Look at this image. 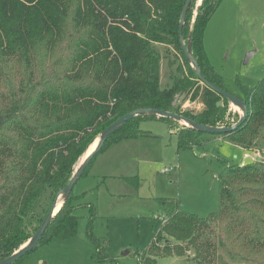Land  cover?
Masks as SVG:
<instances>
[{
	"label": "trees",
	"instance_id": "obj_1",
	"mask_svg": "<svg viewBox=\"0 0 264 264\" xmlns=\"http://www.w3.org/2000/svg\"><path fill=\"white\" fill-rule=\"evenodd\" d=\"M186 1L0 0V259L11 256L36 233L86 146L122 116L155 109L210 127L235 124L229 123L223 104L229 101L202 85L184 57L178 26ZM194 3L185 14L184 45L201 75L223 89L202 43L216 4L202 0L190 27ZM157 44L182 54L188 75L197 79L195 86L173 76L171 86L160 90ZM187 87L190 100L199 99L203 106L198 113L182 112L174 105L176 95ZM238 98L247 106L244 123L231 132L210 135L249 151L264 129V79L251 89L241 87ZM147 120L165 122L176 136L178 151L200 144L204 135L176 126L172 119L140 115L111 134L99 153L144 136L139 124ZM222 165L218 211L200 218L177 204L167 208L155 238L136 256L137 264L190 252L195 264H212L216 246L232 260L264 264V160ZM73 201L71 192L39 247L52 239L75 237V213L87 207V235L96 247L93 258L105 261L102 244L91 234L94 206L77 208ZM216 262L223 264L219 258Z\"/></svg>",
	"mask_w": 264,
	"mask_h": 264
},
{
	"label": "rangeland",
	"instance_id": "obj_2",
	"mask_svg": "<svg viewBox=\"0 0 264 264\" xmlns=\"http://www.w3.org/2000/svg\"><path fill=\"white\" fill-rule=\"evenodd\" d=\"M210 1L216 4V10L204 31V53L221 76L223 89L239 97L241 87L251 89L264 79V0ZM201 2L196 1L192 7L190 27ZM154 48L161 58L160 90L171 86L173 76L195 86L197 79L188 75L179 51L164 44ZM188 89L176 95L174 105L180 106L182 112L198 113L203 106L199 99L190 100ZM223 104L229 123L238 122L241 109L230 102ZM175 125L187 126L181 121ZM139 131L145 135L109 146L99 153L72 190L77 208L84 205L95 208L91 234L102 244L100 254L106 260L98 262L93 258L96 247L87 235L90 210L84 207L75 213L78 217L75 237L52 239L29 252L18 264H137L136 256L155 238L161 221L167 217V208L177 204L181 211L200 218L218 211L217 177L223 168L222 162L241 164L244 150L228 143L224 137L204 133L200 144L178 151L175 134L162 121H142ZM100 135L86 146L74 171L95 149ZM253 151L264 152V129L248 152ZM164 169L166 173L161 172ZM64 200L60 196V205ZM211 253L215 256L212 264H217L218 258L223 264H252L230 259L217 246ZM154 261L155 264H195L193 252L181 257H157Z\"/></svg>",
	"mask_w": 264,
	"mask_h": 264
},
{
	"label": "water",
	"instance_id": "obj_3",
	"mask_svg": "<svg viewBox=\"0 0 264 264\" xmlns=\"http://www.w3.org/2000/svg\"><path fill=\"white\" fill-rule=\"evenodd\" d=\"M196 1H198V0H187L184 4L182 10H181L179 26H178L179 43L182 47V51H183V54H184L186 61L189 64L190 63L192 64V69L194 70V73L197 76L200 83L202 85H204L205 87L209 88L210 90H212L213 92H215L216 94L224 97L232 105H234V106H236L242 110V116L239 118L238 122H236L233 126H231L229 128L210 127V126L197 124L193 120H191L189 118L182 117L176 113L166 112L163 110H155V109H138V110H135V111H133V112H131L125 116H122L121 118L116 120L113 124H111L108 128H106L102 132L96 148L90 154H88L84 160H82V162L79 164V166L74 171L73 176H72L71 180L69 181V183L67 184V186L63 190H61L57 193L49 211L47 212L44 220L42 221L41 225L37 229L36 233L16 253H13L11 256H9L5 259H0V264H12L13 262L22 258L24 255L28 254L29 252H31L34 249H37L39 247V241H40L42 235L44 234V232H45L46 228L48 227L50 221L55 217V215L58 213V211L60 209V208L56 209L60 196H63L66 199L70 195V193L72 192L77 181L81 178L84 170L89 165L92 158L99 153V151L101 150V148H102L104 142L107 140V138L111 134H113L121 125H123L125 122L129 121L133 117L140 116V115H146V116H157L160 118H168V119H172V120L177 121V122L183 121L186 123V125H187L186 127L197 130L198 132H203V133H208V134H222V133L231 132V131L237 129L238 127H240L244 123V121L247 117V106H246L245 102L236 96L230 95L225 90L220 89V88L212 85L211 83H209L201 75L200 71L198 70V66L195 62L194 57L192 56V53L189 49V46L186 47L184 45V40H183V36H182V28H183V24H184L185 14H186L187 9L191 5V3L196 2ZM250 56H251V54H249L245 58L244 63H247ZM123 255H126V254L123 253Z\"/></svg>",
	"mask_w": 264,
	"mask_h": 264
},
{
	"label": "built area",
	"instance_id": "obj_4",
	"mask_svg": "<svg viewBox=\"0 0 264 264\" xmlns=\"http://www.w3.org/2000/svg\"><path fill=\"white\" fill-rule=\"evenodd\" d=\"M245 154L243 155V161L242 163L246 162V161H259V160H264V152H259V151H253L251 153H249L248 151H245ZM162 173H166L167 169H164L161 171Z\"/></svg>",
	"mask_w": 264,
	"mask_h": 264
},
{
	"label": "bare ground",
	"instance_id": "obj_5",
	"mask_svg": "<svg viewBox=\"0 0 264 264\" xmlns=\"http://www.w3.org/2000/svg\"><path fill=\"white\" fill-rule=\"evenodd\" d=\"M200 2H201V0H199V3H200ZM241 111H242V110H241ZM181 122H183V121H181ZM95 141H97V140H95ZM95 141H94V142H95ZM94 142H93V143H94ZM93 143H92V144H93ZM96 146H97V144H96ZM96 146H95V148H96ZM93 150H94V149H93ZM93 150H91L88 154H90ZM88 154H87V155H88ZM87 155H86V156H87ZM86 156H85V157H86ZM84 159H85V158H83V160H84ZM81 162H82V161H81ZM60 202H61V201H60ZM59 205H60V203L58 202V205H57L56 208H60ZM60 206H61V205H60Z\"/></svg>",
	"mask_w": 264,
	"mask_h": 264
}]
</instances>
